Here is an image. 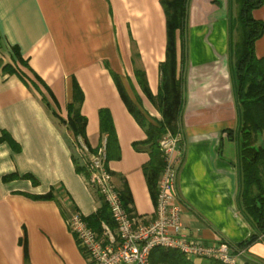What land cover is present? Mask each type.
Returning a JSON list of instances; mask_svg holds the SVG:
<instances>
[{
  "label": "crops",
  "instance_id": "0c3cea01",
  "mask_svg": "<svg viewBox=\"0 0 264 264\" xmlns=\"http://www.w3.org/2000/svg\"><path fill=\"white\" fill-rule=\"evenodd\" d=\"M186 12V44L184 36V47L180 37L175 43L183 103L172 135L180 151L174 192L181 233L205 245L227 243L237 264H264L263 242L240 247L252 229L236 207L238 111L229 43L237 5L188 0ZM251 17L263 27L253 55L264 59V0ZM165 59L160 0H0V264H86L66 220L77 212L90 228L104 205L86 183L77 143L95 152L105 139L107 167L120 195L127 191L129 218L136 226L153 219L146 133L119 88L145 124L161 122L149 97L159 92ZM75 85L86 121L77 139L66 122ZM100 111L113 139L100 131Z\"/></svg>",
  "mask_w": 264,
  "mask_h": 264
},
{
  "label": "trees",
  "instance_id": "16d2710c",
  "mask_svg": "<svg viewBox=\"0 0 264 264\" xmlns=\"http://www.w3.org/2000/svg\"><path fill=\"white\" fill-rule=\"evenodd\" d=\"M237 5V14L231 20V27L239 33L234 52H230L231 74L234 99L238 111V185L236 207L249 224L252 234L240 244L247 247L255 241L264 243V146L258 141L264 137V59L253 55V44L262 34V24L251 17V11L260 7L263 0H232ZM188 0H160L166 22V59L160 65L161 86L155 97H149L162 113L159 123L145 124L140 112L128 102L119 88L122 100L136 122L145 130L150 160L144 168L146 182L153 200L156 198V183L164 167V159L159 151L160 139L169 132H179V116L183 103L181 80L175 76V43L177 37L183 42L186 5ZM184 47V42H183ZM136 79L143 90L144 78L141 72H135ZM82 95L77 86L73 89L72 103L67 106V127L74 137L82 138L86 121L79 112ZM45 104H47L45 102ZM100 131L113 139L111 124L105 111L99 112ZM123 205L128 201L125 190L121 193ZM104 222L112 229L114 225L107 208L104 206L96 213L90 223L92 231L100 232V223ZM208 264H221L207 260ZM151 264H195L186 260L175 251L155 249L150 255Z\"/></svg>",
  "mask_w": 264,
  "mask_h": 264
},
{
  "label": "built area",
  "instance_id": "2783aa9c",
  "mask_svg": "<svg viewBox=\"0 0 264 264\" xmlns=\"http://www.w3.org/2000/svg\"><path fill=\"white\" fill-rule=\"evenodd\" d=\"M164 167L156 183L153 219L145 225H134L123 205L121 195L112 182L107 167L106 141L95 152L77 143L87 185L93 189L107 208L114 228L100 223V234L92 231L80 213L73 212L66 220L69 232L83 251L86 264H151L155 249L175 251L186 260H214L221 264H237L230 246L222 241L210 245L198 239L187 238L182 232L181 206L174 182L176 158L180 156L178 139L166 133L159 141Z\"/></svg>",
  "mask_w": 264,
  "mask_h": 264
},
{
  "label": "rangeland",
  "instance_id": "374dc122",
  "mask_svg": "<svg viewBox=\"0 0 264 264\" xmlns=\"http://www.w3.org/2000/svg\"><path fill=\"white\" fill-rule=\"evenodd\" d=\"M231 30H232V35H231V39H230L229 45H230V47L232 49V52H234L235 45H236V43L239 40V33L233 27H231ZM258 145L264 146V139L261 138L258 141Z\"/></svg>",
  "mask_w": 264,
  "mask_h": 264
},
{
  "label": "water",
  "instance_id": "95a60500",
  "mask_svg": "<svg viewBox=\"0 0 264 264\" xmlns=\"http://www.w3.org/2000/svg\"><path fill=\"white\" fill-rule=\"evenodd\" d=\"M186 11H187V5H186ZM184 42L186 44V19H185V22H184Z\"/></svg>",
  "mask_w": 264,
  "mask_h": 264
}]
</instances>
